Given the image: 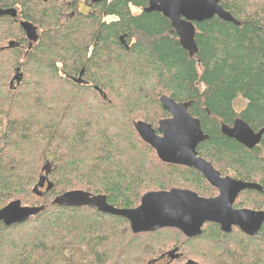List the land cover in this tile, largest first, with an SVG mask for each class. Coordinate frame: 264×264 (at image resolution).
I'll return each mask as SVG.
<instances>
[{"label":"trees","instance_id":"16d2710c","mask_svg":"<svg viewBox=\"0 0 264 264\" xmlns=\"http://www.w3.org/2000/svg\"><path fill=\"white\" fill-rule=\"evenodd\" d=\"M76 2L0 0L17 11L0 17V209L16 200L43 207L23 223L0 222V264H155L170 248L155 250L160 243L179 254L166 264H264V223L253 237L210 223L194 238L170 228L134 235L124 218L54 203L71 191L104 196L118 209L174 188L214 197L199 172L161 162L134 129L137 121L156 129L169 117L159 102L165 95L191 104L209 137L199 157L262 188L241 193L235 207L264 211V134L248 150L220 132L236 119L264 128V0H219L239 25L194 23L193 57L166 18L144 12L148 0H102L87 15ZM20 21L36 28L35 42ZM17 70L21 80L11 85ZM239 98L246 104L236 112ZM46 172L51 188L38 196L33 188Z\"/></svg>","mask_w":264,"mask_h":264},{"label":"water","instance_id":"95a60500","mask_svg":"<svg viewBox=\"0 0 264 264\" xmlns=\"http://www.w3.org/2000/svg\"><path fill=\"white\" fill-rule=\"evenodd\" d=\"M144 12H156L166 18L182 47L193 57L197 53L194 42V23L218 18L235 25L239 23L225 11L219 0H148ZM15 9H1L0 17H16ZM26 39L32 43L38 39L36 28L27 22H20ZM81 74V73H80ZM21 75L15 71L13 81L19 83ZM79 80V79H78ZM162 109L169 115L160 120L154 129L148 123L137 121L134 129L141 140L149 145L158 159L165 164L192 168L199 172L206 182L218 191L211 198L199 196L187 189L169 191H151L145 193L137 207L118 209L106 202L101 195H92L85 191L66 192L54 200L62 207H88L99 213L124 218L133 234L155 232L160 229H175L186 238L201 235L202 227L207 224L218 225L221 232L229 234L237 228L242 234L253 237L258 234L264 223V211L234 209L238 195L243 191L261 192L255 183L242 182L228 176L221 177L219 172L206 160L197 155V146L209 139L204 135L199 121L188 112L190 103L175 102L162 95L159 98ZM220 132L251 150L258 146L264 134V128L254 132L244 121L236 119L231 126L222 125ZM46 174L40 176L34 192L40 196L39 189L49 191L51 184ZM46 185V187H45ZM43 207L22 206L19 200L12 201L0 209V222L5 226L20 224L36 216ZM170 260L177 259V249L168 252ZM185 264H196L188 260Z\"/></svg>","mask_w":264,"mask_h":264},{"label":"rangeland","instance_id":"374dc122","mask_svg":"<svg viewBox=\"0 0 264 264\" xmlns=\"http://www.w3.org/2000/svg\"><path fill=\"white\" fill-rule=\"evenodd\" d=\"M89 2V1H88ZM92 2V1H91ZM90 2V3H91ZM77 11L79 10V12H81V13H83V14H85V13H87V12H89V10H90V8H85V7H83V3H82V0H77ZM79 5V6H78ZM131 12H132V14H139L141 11L140 10H138V9H134V8H132L131 9ZM104 20L106 21V22H111L112 20H114V18L113 17H105L104 18ZM245 104H246V102L243 100V99H241V98H239V99H236L235 101H234V103H233V107H234V109H235V111L236 112H239V111H241L243 108H244V106H245ZM205 180V179H204ZM206 181V180H205ZM191 185V184H190ZM190 185H187V186H185V188H190V189H192L193 190V188L192 187H190ZM203 186H204V184H203ZM249 208H251V207H249ZM134 235H138V234H134ZM157 237H164V236H154V237H152L153 239H156ZM157 240V239H156ZM174 245L173 244H171V243H166L165 245H164V243L163 244H161L160 243V245L159 246H154L155 247V250H164L165 248H168V247H170V248H168L166 251H171V250H173L172 249V247H173ZM165 251V252H166ZM148 258H151V257H148ZM186 263V262H185Z\"/></svg>","mask_w":264,"mask_h":264},{"label":"flooded vegetation","instance_id":"af4514ba","mask_svg":"<svg viewBox=\"0 0 264 264\" xmlns=\"http://www.w3.org/2000/svg\"><path fill=\"white\" fill-rule=\"evenodd\" d=\"M89 1V2H88ZM92 1V2H91ZM100 1H102V0H82V5H83V7H85V8H90V10H89V12H87V13H85V14H83V13H81V12H79V10H78V13H80L81 15H87V14H89V13H91L92 12V9H93V6H94V4H96V3H98V2H100ZM91 2V3H90ZM77 4V3H76ZM79 6V5H78ZM16 13H17V11H16ZM16 16H17V14H16ZM12 18V17H11ZM15 18V17H14ZM21 22V21H20ZM20 22H19V25H20ZM21 27V26H20ZM219 172V171H218ZM219 174H220V176L221 177H226V176H224L223 174H221L220 172H219ZM203 177V176H202ZM213 188V187H212ZM42 190H44V189H42ZM215 191H216V195L218 194V191L215 189ZM254 191V190H253ZM244 192V191H243ZM243 192H241V193H243ZM240 193V194H241ZM239 194V195H240ZM215 195V196H216ZM239 195H238V197H239ZM237 200V199H236ZM233 207H234V209H248V208H237V207H235V203H234V205H233ZM249 210H253V209H249ZM253 211H261V210H253ZM174 249V248H173ZM169 251V250H168ZM168 251H166V252H164V253H161V259H159L155 264H166L167 262H169L170 261V258H169V256H168Z\"/></svg>","mask_w":264,"mask_h":264},{"label":"bare ground","instance_id":"6f19581e","mask_svg":"<svg viewBox=\"0 0 264 264\" xmlns=\"http://www.w3.org/2000/svg\"><path fill=\"white\" fill-rule=\"evenodd\" d=\"M259 233V232H258Z\"/></svg>","mask_w":264,"mask_h":264}]
</instances>
